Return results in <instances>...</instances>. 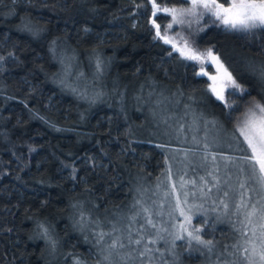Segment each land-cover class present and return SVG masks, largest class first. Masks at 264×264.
Returning a JSON list of instances; mask_svg holds the SVG:
<instances>
[{
	"label": "trees",
	"instance_id": "1",
	"mask_svg": "<svg viewBox=\"0 0 264 264\" xmlns=\"http://www.w3.org/2000/svg\"><path fill=\"white\" fill-rule=\"evenodd\" d=\"M141 3L145 0H0V54L11 51L16 57L0 72V264H72L69 253L93 264L94 240L88 233L85 242L76 224L79 206L90 219L102 220L108 212L113 217L132 196L138 179L133 174L153 181L162 165L160 149L134 129L144 113L128 102L129 87L136 92L158 84L163 92L198 96L199 103L186 102L231 130L226 118L231 110L207 90L205 77L195 75L193 61L176 52L169 56L170 46L153 39L151 5L136 7ZM158 16L159 23L167 20ZM194 42L228 55L233 75L248 89L234 97L241 110L247 100L264 96V81L251 70L264 64V30L252 35L209 26ZM96 54L106 64L98 80ZM69 55L85 75L90 99L101 93L94 103L59 82L60 60ZM37 221L57 240L55 256ZM217 231L210 227L200 235L220 241L223 233ZM174 248L179 264H217L224 258L222 253L206 258L200 245ZM160 259L176 264L168 256Z\"/></svg>",
	"mask_w": 264,
	"mask_h": 264
},
{
	"label": "snow or ice",
	"instance_id": "2",
	"mask_svg": "<svg viewBox=\"0 0 264 264\" xmlns=\"http://www.w3.org/2000/svg\"><path fill=\"white\" fill-rule=\"evenodd\" d=\"M12 2L15 4L19 0H12ZM164 2L165 0H159V2L158 0H145V3L151 5L152 19L150 22L155 30L153 39H158L163 44L171 46V50L168 51L169 56H172L176 52L179 53V58L193 61L199 65V71L195 75L207 77L211 81L207 90L222 103L224 108L231 110L226 114V118L232 123V128L229 130L220 122L211 121L209 123L212 124L215 135L209 139L208 131H206L203 138L198 139L196 136H193L192 143L195 147L171 148V141L158 144L157 147L170 153L166 158L168 160H175L181 153L185 158L189 154L192 156L199 154V158L204 162L201 164V167H204L208 163L211 164V170L207 172V175L199 177L201 182L199 191L203 197H208L213 188L219 189L221 185V178L217 175L220 171V162H223V167L226 170H235V174L238 177L237 183L235 186L229 185V188L237 198L235 211L243 217L239 221L242 227L237 229L243 238V243L238 242L232 245V247L244 254L242 256L243 264H264V96H261L260 99L252 97L247 100L243 110H241L240 104L234 97H236L237 93L243 96L248 89L238 80L237 76L233 75L235 69L228 55L216 49L214 45L202 49L180 32H175L173 36H169V31L173 29L174 25H181L187 29H191L193 23L199 25L205 17L215 26H222L227 32L254 35L255 30H264V0H176L181 6L162 7ZM145 3L137 4L136 7L142 8L145 6ZM160 13H165L171 17V21L163 31L161 24L157 22L159 18L158 14ZM24 29L31 31L27 25H24ZM203 30V27L197 29V31ZM85 31H88V29H85ZM34 34L38 35L39 33ZM53 44H55V41H53ZM0 48H3L2 43H0ZM93 52L95 53V49H93ZM10 59H16L14 52L9 51L6 56L0 54V72L4 71V63ZM94 60V79L98 80L103 75L106 64L99 54L95 55ZM74 61V55L61 58L60 63L63 65V71L59 82L65 88L70 89L73 94H79L81 98L86 100L90 99V86L86 81L84 73L78 70V66ZM209 66L215 69L214 73L209 71ZM74 68L77 70L73 71ZM251 70L258 72L259 79L264 81V64H261L258 69L255 66H251ZM69 78H72L71 82H69ZM81 81L84 82L80 83ZM180 94L183 95V93ZM99 95L101 93H95L91 97L90 102L94 103L95 97ZM189 99H192V97H189ZM186 107L188 106L186 105ZM235 112H239L240 115L235 116L233 119ZM155 115L156 113L153 112V116ZM162 122L168 123L167 120H163ZM169 128H171V125H169ZM56 130L60 131V129ZM174 131V138L177 143L185 142L181 139L184 126L180 125ZM224 145H227L230 154H226L223 151ZM171 153H175L176 155H171ZM75 171L76 169L73 168V173ZM163 175L166 181L172 179L171 166L165 169ZM208 177H211V180ZM73 179H75V175ZM224 183L227 184L228 181H224ZM187 184L195 187L197 181H186L181 176L179 189H184ZM164 186L167 189V183ZM160 187L161 184H157V189ZM171 189V192L165 190L164 195L165 197L169 195L175 196L173 210L178 211L185 221L178 225L179 229L187 233L189 244L195 241L197 245L206 248L208 252H213L215 248L214 242L210 239H204L199 234L202 229L192 228L189 230L192 216L188 213L191 212V208H188L186 211L184 207L188 204L189 192L179 191L175 182L171 184ZM230 191H224L223 196L228 197ZM191 195L195 196L196 193L193 192ZM219 204L224 209L229 207L224 199H221ZM137 206L140 207L138 208ZM73 207L77 208L78 206L73 205ZM79 207L81 210L79 211V219L76 220V224L79 225V230L85 233V242H89L88 233H91V238L94 240L93 247L96 249V259L93 264H129V261L133 258L132 252L137 253L141 264H152L155 257L150 258L148 254L160 252L159 248L154 249L148 246L156 244L157 237H146L140 231L133 236L129 228L126 244L121 235H113V233H117L120 230L114 224H111V221L107 222L111 225L110 230L105 231L104 221H101L99 218L90 219L91 213L86 214L83 206ZM131 207L135 210L134 214L130 217L131 221H135L141 212L149 213V209L142 206L140 199H136ZM200 207H203V205H200ZM145 224L151 228L156 227V224L150 217L145 218ZM37 228L41 230L39 235L47 238L50 249L49 254L55 256L58 242L51 237L49 227L44 222L37 221ZM141 228H144V225H141ZM249 229L251 236H249ZM165 231L167 230L165 229ZM106 238L109 239L106 240ZM159 239H162V237H159ZM183 239V235H175L174 237V240ZM142 244L143 247L139 250L132 247L133 245L140 246ZM125 248L129 251L121 255L120 250ZM225 251H227V246H225ZM90 254L92 253L90 252ZM68 255L72 256V264H88V261L78 254L69 253ZM116 257H119V260ZM164 264H167V262L165 261ZM217 264H237V262L227 259L221 260L218 257Z\"/></svg>",
	"mask_w": 264,
	"mask_h": 264
},
{
	"label": "rangeland",
	"instance_id": "3",
	"mask_svg": "<svg viewBox=\"0 0 264 264\" xmlns=\"http://www.w3.org/2000/svg\"><path fill=\"white\" fill-rule=\"evenodd\" d=\"M165 6L179 7L181 5L162 4V7ZM160 14L167 15L165 13ZM151 19L152 17L150 16L149 24L152 27V24L150 22ZM170 21L171 17L167 15V20L163 23H160L162 31ZM209 26L217 27L212 24L207 17H205L204 20H201L199 25L193 23L191 29H187L185 26L181 25H174L173 29L169 31V36H173L175 32H180L182 35H185L186 38H188L190 41H194L195 37L202 32L197 31V29L203 27V29L205 30ZM217 28L224 30L222 26ZM152 30L155 35V30L153 27ZM208 47L209 46H201L200 48L204 49ZM196 69L199 70L198 64H196ZM209 71L214 73L215 69L209 66ZM205 78L207 80V85H209L211 81H209L207 77ZM144 87L145 85H142L139 91L137 90L136 92H134V89H131L129 87L130 93L128 95V102L130 104H136V110L144 113L143 121L139 124L136 123L134 125V129L140 131L144 135H147L149 141H153L156 146L158 144L168 143L169 141H171V148L195 147L192 143L193 136H196L198 139L203 138L206 131H208L209 139H211L212 136L215 135V130H213L212 124L209 122L218 120L205 111L194 109L193 105L189 104V101H197L199 103L201 100L198 96H191L192 99H189V97L185 98L183 97V95L178 96L175 93L163 92L164 90H162V88L160 89L158 84L151 85L152 88L147 90H144ZM141 92H143V94ZM186 101H188L189 103ZM186 105L188 107H186ZM153 112L156 113L155 116H153ZM163 120H167L168 123H163ZM169 125H171V128H169ZM180 125L184 126V131L181 139L185 142L177 143L174 138V130ZM160 151L163 154L162 165L157 167L158 169H156L155 171L156 177L154 178V180L150 181L142 176L133 174V176L138 177V179L134 183L133 193L130 200L127 201V204L121 209V211L116 212V215H114L113 217L109 215V212L102 215L101 221L105 222L104 230H110L111 225L107 222L111 221V224H114L116 228L120 230L117 233H113V235H121L126 244L129 228L131 229V233L133 234V236H135V234L140 231V233L142 235H145L146 237H157L158 240L156 244L148 245L151 248L160 249V252L158 253L148 254L150 258L153 256L155 257L152 261V264H164L160 259L163 256H168L171 261L179 264L180 251L178 248H174V246L177 244H185L186 247H189L197 244L195 243V241H192L191 244H189L187 233L182 232L178 227L180 223H184L185 221L184 217L180 216L178 211L173 210L175 205V196L169 195L168 197H165L164 195L165 190L169 192L172 191L171 184L175 182L179 191L189 192L188 204L184 206L186 211L188 208H191V212L188 213L192 216L189 230H191L192 228H200L202 229V232L204 229L216 227L218 228L217 232L221 234L223 233L222 239H219L220 241L216 240L217 238H208L214 242L215 248L213 252H208V250L205 248V250L203 251L205 257L216 258L222 253L224 254L223 259L235 261L237 262V264H243L242 256L244 254L232 247V245L238 242L243 243V238L237 231V229H240L242 227L239 221L242 220L243 217L237 214L235 211L237 198L229 188V185L235 186L237 183L238 177L235 174V170H226L223 167V162H220V171L217 173V175L221 178V185L219 189L213 188L208 197H203L199 191V187L201 184L199 177L207 175V172L211 170V164L208 163L204 167H201V164H203L204 162L199 158V154L197 156H192L191 154H189L188 157L185 158L181 153L175 160H168L166 158L170 155V153L162 149H160ZM223 151L226 154H230L228 152L227 145L223 146ZM171 155L176 154L171 153ZM169 166H171L172 168V179L170 181H166L163 173ZM181 176H183L184 180L186 181L196 180L197 185L194 187L191 184H187L184 189H179V181ZM158 177L159 179H157ZM208 179L211 180V177H208ZM224 181H228V183L225 184ZM165 183H167V189H165ZM157 184H161V187L159 189H157ZM224 191H230V195L228 197H224ZM193 192L196 193L195 196L191 195V193ZM136 199H140L142 201V206L147 207L149 209V213L141 212L140 215L136 217L135 221H131L130 217L134 214L135 211L131 206ZM221 199H224L225 202L228 203L229 207L227 209H224V207L219 204V201ZM200 205H203V207H200ZM137 207L139 208L140 206ZM146 217H150L154 221V223L156 224L155 228H151L150 226H147L145 224ZM141 225H144V228H141ZM223 225H226V227ZM227 228L228 232H226ZM165 229L167 231H165ZM248 231L249 236H251L250 229ZM175 235H183L184 239L174 240ZM159 237H162V239H159ZM108 239L109 238H106V240ZM223 245L227 246V251H225V248H222ZM132 247L139 250L141 247H143V244L140 246L133 245ZM128 251L129 250L125 248L121 249L120 253L121 255H124ZM132 257L133 258L131 261H129V264H141V260L137 256L136 252H132ZM116 259L119 260V257H116ZM158 260H160V263Z\"/></svg>",
	"mask_w": 264,
	"mask_h": 264
},
{
	"label": "water",
	"instance_id": "4",
	"mask_svg": "<svg viewBox=\"0 0 264 264\" xmlns=\"http://www.w3.org/2000/svg\"><path fill=\"white\" fill-rule=\"evenodd\" d=\"M197 71H199V70H197Z\"/></svg>",
	"mask_w": 264,
	"mask_h": 264
}]
</instances>
